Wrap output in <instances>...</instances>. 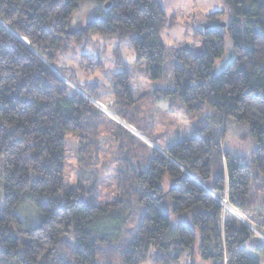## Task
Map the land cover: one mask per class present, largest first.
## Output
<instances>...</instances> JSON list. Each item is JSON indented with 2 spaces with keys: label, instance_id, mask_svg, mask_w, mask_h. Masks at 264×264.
Listing matches in <instances>:
<instances>
[{
  "label": "trees",
  "instance_id": "trees-1",
  "mask_svg": "<svg viewBox=\"0 0 264 264\" xmlns=\"http://www.w3.org/2000/svg\"><path fill=\"white\" fill-rule=\"evenodd\" d=\"M81 1L0 0V21L9 29L0 23V264H68L57 248L62 238L74 246L71 264H97L98 245L111 243L107 229L116 221L125 225L122 219L133 201L143 208V216L134 238L120 248L122 264H177L183 254L195 256L196 251L210 264H260L254 254L264 263V241L243 223L226 218L216 200L226 199L264 229V207L249 191L252 180L264 185V0H223L225 10L205 17L201 45L175 50L172 88L154 89L151 95L161 102L177 99L185 115L203 114L205 125L200 127L198 118L191 135L169 144L165 155L153 151L137 159L126 148L121 166L128 180H118V197L101 205L95 202V186L82 182L58 199L65 134L81 130L84 114L102 115L40 58L95 100L107 90L112 96L108 109L132 120L130 76L118 51L116 64L123 70L111 76L108 86L76 83L72 68L59 58L69 52L71 38L80 42L94 33L126 39L136 65L144 62L153 82L163 73L162 32L175 20L167 18L158 0H97L102 16L86 23L84 32L68 36L70 19ZM224 16L230 21L221 22ZM226 37L231 59L215 74ZM228 121L248 127L255 148L247 163L220 143L225 131L220 126ZM93 140L82 152L89 151ZM22 208L39 224L25 225L20 236H14L13 224L22 225L18 214ZM187 212L190 224H171L172 216Z\"/></svg>",
  "mask_w": 264,
  "mask_h": 264
},
{
  "label": "rangeland",
  "instance_id": "rangeland-1",
  "mask_svg": "<svg viewBox=\"0 0 264 264\" xmlns=\"http://www.w3.org/2000/svg\"><path fill=\"white\" fill-rule=\"evenodd\" d=\"M158 1L167 18L173 17L175 20L174 26L165 28L162 32V40L166 47V53L163 57V73L159 79L153 80V82L146 80V64L141 62L136 65L134 51L130 42L126 39L119 40L94 33L84 35L80 42H75L71 38L69 52L61 55L59 58V63L72 68V74L76 78V83L97 82L108 86L111 76L123 70L122 65L116 64L115 52L118 51L120 58L126 65L129 76L131 77L134 74V81L139 79V81L143 82V85H146V92L143 96H140V91L133 94L134 97H140L137 98L138 101L135 100V112L131 114L132 120L129 115L126 119H122L108 109V103L112 102V96L107 90H101L103 93L100 100H95L78 85L61 75L55 66L53 67L47 61L40 58L47 66L49 65L56 71L72 92L77 93L88 101L103 116L102 118L100 115L95 114L96 116H94L90 114L89 118L84 114L81 119V130L77 133L65 134L63 188L58 193V199L61 198L64 192L76 186L78 182H82L88 186H95V202L97 204L101 205L115 200L120 193L117 184L121 181L118 183V180H128V176L124 175L121 166V158L126 148L129 151H133L137 159H141L145 155L144 153L151 154L153 151L165 155V148L169 144L188 138L201 120L202 122L199 126L205 125L203 114H195L194 118L193 116L185 115L177 99L161 102L151 94L154 89L172 88L174 70L173 53L182 46H200L201 35L199 32L205 30V24L207 23L205 17L210 13L225 10L226 6L223 0ZM102 14L97 0H82L70 19V28L73 30L80 29L89 21L99 19ZM229 21V16H224L221 19V22ZM0 23L4 25L1 21ZM5 29L9 30L6 26ZM225 40L224 55L215 63V74L221 72L231 59L230 41L227 37ZM20 41L31 49L25 39L20 38ZM84 56L87 57L88 61L84 60ZM98 61L102 64L101 68L91 66L92 62ZM131 89L133 90L132 85ZM110 120L116 126L118 125L127 131L131 135L130 138L125 137L123 132ZM222 124L220 127H224L225 131L219 138L220 143L224 148L238 154L247 163L250 154L255 148V143L249 134L247 125L231 121ZM90 139H94L93 146H91L88 152H82ZM132 139L136 143H140L143 148L141 146L137 147ZM82 156H84V162L81 161ZM1 171L2 161L0 158V214L3 212V181ZM183 172L188 175L186 171L183 170ZM256 184L261 187L255 189ZM249 191L250 194L256 196V200L264 207V185L260 181L252 180ZM220 202L226 218L229 217V219L231 218L237 223H243L257 238L264 241V229L259 230L258 225L254 222L256 221L254 218H249L243 213L241 214L234 210L223 200ZM23 209L18 212L22 225L13 224L12 234L14 236H20L19 230L25 225L30 224L29 226L32 227L39 224V220L35 216L33 217ZM129 210L128 215L122 219L125 225L120 221H116L115 223H111L110 228L107 229V233L111 234L108 237L111 243L98 245L97 264H122L119 253L134 238L143 216V208L136 201L131 203V209ZM190 218L191 214L188 212L182 215H175L171 218V224L174 225L177 222L190 224ZM57 248L65 261L71 264V255L74 249L73 244L62 238ZM253 256L256 257L260 264H264L261 257L255 254ZM10 264L15 263L12 261ZM141 264L154 263L146 261ZM177 264L210 263L202 261L196 251L195 256L189 252L183 254Z\"/></svg>",
  "mask_w": 264,
  "mask_h": 264
},
{
  "label": "crops",
  "instance_id": "crops-1",
  "mask_svg": "<svg viewBox=\"0 0 264 264\" xmlns=\"http://www.w3.org/2000/svg\"><path fill=\"white\" fill-rule=\"evenodd\" d=\"M133 76H134V74L131 75V77L129 78L130 89H131V85H132L133 90L131 89V93H132L133 100H134V101H135V100L138 101L137 98L140 97V96H143V95L145 94V92H146V91H145V87H146V85H145V84L143 85V82H142V81H139V79H138V80L136 79V81H134V80H133ZM135 78H137V77H135ZM146 78H147V75H146ZM146 80L148 81V78H147ZM137 91H138V92L140 91V96H138V97H134L133 94H134V92L137 93ZM155 102H156V101H155Z\"/></svg>",
  "mask_w": 264,
  "mask_h": 264
},
{
  "label": "water",
  "instance_id": "water-1",
  "mask_svg": "<svg viewBox=\"0 0 264 264\" xmlns=\"http://www.w3.org/2000/svg\"><path fill=\"white\" fill-rule=\"evenodd\" d=\"M108 6H109V3L105 4V8H108ZM220 26H221V27H224L225 24H224V23H221ZM205 28H207V26H206ZM78 31H80V32H84V31H85V26L81 27L80 29H78V30H76V31H72V29H70V27H69V28L67 29L66 33H67L68 36H72V35L76 34ZM48 67H49L52 71H54V72L56 73V71L53 70V68H51L49 65H48ZM56 74H57V73H56ZM57 75H58V74H57ZM189 176H190V175H189Z\"/></svg>",
  "mask_w": 264,
  "mask_h": 264
},
{
  "label": "built area",
  "instance_id": "built-area-1",
  "mask_svg": "<svg viewBox=\"0 0 264 264\" xmlns=\"http://www.w3.org/2000/svg\"><path fill=\"white\" fill-rule=\"evenodd\" d=\"M216 200H217V202L219 203V205H221V202H220V201H222V200H223L225 203H227L226 199H224V198H223V199H217V198H216ZM221 206H222V205H221ZM222 210H223V209H222Z\"/></svg>",
  "mask_w": 264,
  "mask_h": 264
},
{
  "label": "bare ground",
  "instance_id": "bare-ground-1",
  "mask_svg": "<svg viewBox=\"0 0 264 264\" xmlns=\"http://www.w3.org/2000/svg\"><path fill=\"white\" fill-rule=\"evenodd\" d=\"M4 26V25H3ZM5 27V26H4ZM7 28V27H6ZM185 171V170H184Z\"/></svg>",
  "mask_w": 264,
  "mask_h": 264
}]
</instances>
